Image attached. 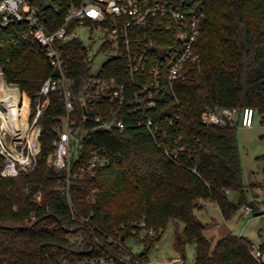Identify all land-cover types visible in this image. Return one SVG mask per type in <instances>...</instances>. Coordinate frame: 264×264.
<instances>
[{
	"label": "trees",
	"instance_id": "obj_1",
	"mask_svg": "<svg viewBox=\"0 0 264 264\" xmlns=\"http://www.w3.org/2000/svg\"><path fill=\"white\" fill-rule=\"evenodd\" d=\"M192 3L204 6L198 60L175 84L179 102L171 103L169 112L178 109L180 117L166 129L168 138L159 139L170 149L182 145L178 156L170 158L145 127L135 125L141 114L133 113L125 117L121 132L92 130L69 177L66 169L47 162L64 113L60 93L50 91L40 118L36 166L17 176L0 174V264H86L97 257L112 264L136 257L148 262L149 251L172 219L184 224L175 226L173 240L184 260L187 244L194 245L191 264H264L252 256V241L233 231L212 245L205 235L210 223L195 213L204 206L199 200L215 202L225 219L246 205L255 214L264 213L247 197L253 183L242 180L237 121L206 124L201 119L207 108L251 107L264 125V0ZM46 15L59 23L63 13L47 10ZM24 31L20 24L0 27V66L9 81L34 94L55 72L40 45L23 38ZM61 50L78 93L90 76L89 61L79 41L67 42ZM111 64L102 72L117 75ZM87 107V115L77 110V124L84 126L97 113L94 105ZM94 152L100 161L93 173L81 171ZM232 190L238 193L236 202L228 197ZM131 239L141 246L135 253ZM259 245L264 249V242Z\"/></svg>",
	"mask_w": 264,
	"mask_h": 264
},
{
	"label": "built area",
	"instance_id": "obj_2",
	"mask_svg": "<svg viewBox=\"0 0 264 264\" xmlns=\"http://www.w3.org/2000/svg\"><path fill=\"white\" fill-rule=\"evenodd\" d=\"M47 10L62 12L60 22L47 17ZM203 10L204 6L192 0H0V27L23 25V38L40 45L55 72L43 80L38 91L29 94L9 81L0 66V174L17 176L36 166L41 150L40 118L49 103L50 91L60 93L64 113L49 164L57 170L66 169L69 177L72 161L79 159L83 141L91 131L121 132L127 126L125 117L133 113L141 114L134 124L145 127L165 153L176 158L183 146L173 144L170 149L159 139L162 135L168 138V128L180 117L178 109L169 112V108L171 103L179 102L176 82L185 79L190 64L198 60L196 41ZM82 27L87 28L88 36L80 33ZM74 40L81 42L88 61L91 48L98 43L97 50L112 55L111 68L117 75L90 73L84 88L76 93L61 50L62 45ZM25 96L28 104L23 110ZM88 105H94L97 113L84 126L77 124V110L87 115ZM254 112L251 107L207 108L201 119L206 124H223L241 117L242 125L250 126ZM99 161V154L94 152L80 169L93 173ZM257 191L264 193V186ZM137 244V249L130 246L134 253L141 247ZM251 254L257 261L264 260V249L259 244L252 242ZM99 263L112 264L103 257L86 260V264ZM125 264H184V260L178 253L162 262H143L136 257Z\"/></svg>",
	"mask_w": 264,
	"mask_h": 264
},
{
	"label": "rangeland",
	"instance_id": "obj_3",
	"mask_svg": "<svg viewBox=\"0 0 264 264\" xmlns=\"http://www.w3.org/2000/svg\"><path fill=\"white\" fill-rule=\"evenodd\" d=\"M80 33L88 36L87 28L79 29ZM97 44L91 48V56L89 60L90 73L97 74L106 68L111 62L112 55L105 51L97 50ZM27 108L24 107L23 110ZM241 117L237 120L236 136L239 148L240 160L242 165V180L245 184L253 183V186L247 190V197L257 205L258 210H264V193L257 191V188L264 186V159L260 158L264 155V125L260 122V114L255 111L253 123L250 126L242 125ZM50 155L47 157L49 163ZM230 200L236 202L238 193L236 191H228ZM201 208H195L198 218L205 223H210L205 229V235L210 239L212 245L216 240L228 231L243 235L252 242L260 244L264 242V213L255 214L253 210L240 207L231 217L225 219L218 205L206 201ZM250 207V206H249ZM245 213V214H244ZM183 227L182 222L172 219L165 229L162 237L149 251V257L153 261L162 262L169 259L174 253V230L175 226ZM144 232L140 233L142 236ZM133 249H137L139 245L136 239L128 241ZM186 259L184 264H191L194 260V245L187 244Z\"/></svg>",
	"mask_w": 264,
	"mask_h": 264
},
{
	"label": "crops",
	"instance_id": "obj_4",
	"mask_svg": "<svg viewBox=\"0 0 264 264\" xmlns=\"http://www.w3.org/2000/svg\"><path fill=\"white\" fill-rule=\"evenodd\" d=\"M201 203H203V204L206 205L207 202L203 200ZM210 203L216 204L215 202H212V201H210ZM216 205H217V204H216ZM182 224H183V223H182ZM183 225H184V224H183ZM183 225H182V226H183ZM174 253H175V254H178V252H177L175 249H174Z\"/></svg>",
	"mask_w": 264,
	"mask_h": 264
},
{
	"label": "bare ground",
	"instance_id": "obj_5",
	"mask_svg": "<svg viewBox=\"0 0 264 264\" xmlns=\"http://www.w3.org/2000/svg\"><path fill=\"white\" fill-rule=\"evenodd\" d=\"M27 104H28V101H27L26 99H24V103H23V105H22V106H23L22 108L24 109V107H26Z\"/></svg>",
	"mask_w": 264,
	"mask_h": 264
}]
</instances>
